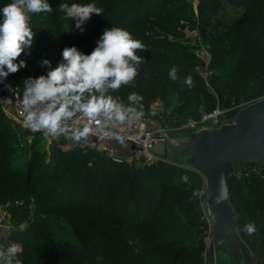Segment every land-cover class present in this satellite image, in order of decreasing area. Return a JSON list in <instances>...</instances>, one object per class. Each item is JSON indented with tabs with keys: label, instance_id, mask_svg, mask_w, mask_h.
<instances>
[{
	"label": "trees",
	"instance_id": "trees-1",
	"mask_svg": "<svg viewBox=\"0 0 264 264\" xmlns=\"http://www.w3.org/2000/svg\"><path fill=\"white\" fill-rule=\"evenodd\" d=\"M224 1L242 10L230 24L221 18ZM9 2L0 0V7ZM61 2L50 0L53 13L32 15L35 43L17 58L27 66L7 77L10 85L23 89L28 76L45 73L44 59L53 67L61 62L65 47L90 53L104 29L118 26L146 48L136 50L143 58L137 77L112 94L125 103L131 92L142 95L145 116L164 129L190 133L194 130L185 131L186 124L201 117L200 108L213 112L219 103L222 110H242L264 96V0H197V13L190 0H95L103 14H93L83 32L56 9ZM183 26L199 27L212 47L209 69L214 74L208 83L218 98L196 73L200 61L192 49L181 44ZM173 66L176 80L168 76ZM188 75L191 88L183 83ZM173 92L177 103L169 115L151 110L159 101L171 108ZM16 128L23 132L19 138ZM28 135L34 142L26 150L20 143ZM42 140L0 114V202H10L16 226L8 241L20 245L17 256L24 264H205L209 230L200 206L205 201L200 174L167 161L116 164L93 148L63 150L66 142H52L48 155L39 149ZM11 148L30 153L24 169L16 164L19 159L7 157ZM183 175L188 182L181 181ZM227 185L239 234L254 264H264V167L233 165ZM250 221L257 227L252 235L244 231Z\"/></svg>",
	"mask_w": 264,
	"mask_h": 264
},
{
	"label": "clouds",
	"instance_id": "clouds-1",
	"mask_svg": "<svg viewBox=\"0 0 264 264\" xmlns=\"http://www.w3.org/2000/svg\"><path fill=\"white\" fill-rule=\"evenodd\" d=\"M56 9L63 12L66 19L75 21V28L81 32L86 31L83 26L93 14H103L95 0L88 3L63 0ZM37 13H53L50 0H11L0 7V84L10 74L27 66L26 60L17 58L35 43L31 20ZM67 27V31L71 30L70 25ZM145 48L144 43L127 29L112 26L104 29L90 53L73 45L62 50L63 59L54 67L50 60L44 59L43 64L48 66L45 73L23 80V93L18 100L23 125L52 138L70 132L73 143L95 134L124 145L125 137L114 131L113 125L140 121L145 116L140 103L143 96L131 92L127 96L130 103H125L112 93L137 77L138 64L143 58L136 50ZM168 76L176 80L177 67H171ZM183 83L191 88L192 76L188 75ZM181 181L188 182L189 176L183 175ZM193 196L198 197L196 190ZM206 204L207 201H201V208ZM244 231L249 235L256 233L255 222H247ZM20 252L18 243L0 249V264H24L17 256Z\"/></svg>",
	"mask_w": 264,
	"mask_h": 264
},
{
	"label": "water",
	"instance_id": "water-1",
	"mask_svg": "<svg viewBox=\"0 0 264 264\" xmlns=\"http://www.w3.org/2000/svg\"><path fill=\"white\" fill-rule=\"evenodd\" d=\"M186 135L183 141L165 140L183 167L205 180L206 214L212 220L207 264H254L237 228L227 174L233 165L264 167V99L237 112L229 124Z\"/></svg>",
	"mask_w": 264,
	"mask_h": 264
},
{
	"label": "rangeland",
	"instance_id": "rangeland-1",
	"mask_svg": "<svg viewBox=\"0 0 264 264\" xmlns=\"http://www.w3.org/2000/svg\"><path fill=\"white\" fill-rule=\"evenodd\" d=\"M190 1L194 7L195 12L197 13L198 12L197 0H190ZM223 5H224V8H223V11L221 14V16H222L221 18H222V20H225L228 24H230L231 21H233L236 18V16L240 15L242 10H239V9H236V8L230 6L229 3H227L226 1H224ZM180 30L182 32L181 36H179V38L181 40V44L184 47H190V49H192V52L194 53V55L197 57L198 61H200V66L196 69V73L205 80L206 87L212 92L213 96L218 98V94L215 92L214 88H211L209 86V83H208L210 81V79L212 78L214 73L212 71H210V69H209L210 64H208V65L204 64V63H206V60L209 61V63L211 61L210 50L212 49V47L210 45H208L207 42H205V40L201 37L199 27L195 28V30H192L191 28L183 26L182 28H180ZM220 30H221V27H219V31ZM209 33H210V31H209ZM263 98H264V96H262L258 100H261ZM258 100H256V101H258ZM168 101L171 105V108H166L165 105L163 104V102L159 101L152 106L151 110L153 112H155L156 114L161 115L162 117H164L165 114L169 115V113L172 112L173 106L175 107V105L177 103L175 92L172 93V96L169 97ZM216 107L222 108L221 104H219V103H217ZM240 108L241 107H239V106H235L231 110H225L227 113L223 118L217 120V122L208 123V125H206L202 128H214V129H216V128L220 127L221 125L229 124L231 122V118H232L231 115L237 113L240 110ZM11 110L12 109L9 108V111H11ZM199 112H200V114H202V113L204 114V112H205L204 108L203 107L200 108ZM208 113H211V112H208ZM142 120L149 122L153 126L164 128V127H162L161 122L154 120L151 117L144 116L142 118ZM16 125L17 124L15 123V126ZM166 129H167L166 131L168 133V136L170 138L174 139L175 141L187 140V135L184 131H182V129L177 130V131H173L172 129L170 131V129H168V128H166ZM199 129H201V128H199ZM186 130L187 129H185V131ZM14 131L17 133L18 138L23 133L18 128H16ZM33 142H34L33 136L28 135V136H25L22 138V142L20 144L25 146L26 150H29L30 145H32ZM15 144H16V140H14V145ZM51 144L52 143H49V142H46L45 140H42L40 145H39V149L41 150V152H48V155H49L50 150H51V146H52ZM88 144H90L88 141H84V142H81L79 144H74V145L67 144V146L65 144L62 149L67 151V150H69V148L76 146V145L80 146L82 148H86V149H91V148L96 149V148L92 147V145L88 146ZM7 157H9L11 160H16V159L18 160L19 159L17 161L18 163H16V164H18L20 167H22V169H24L26 163L29 160L30 153L20 154V151H18V152L14 151L13 152V150L11 148L9 153H7ZM154 157L160 158L162 161H167V162L172 163V164L176 163L178 166L183 167L180 159L175 155L174 151L168 145L167 142L160 141L156 144ZM45 161L47 164L49 162V158L47 157V159ZM128 163L133 164V165L134 164L139 165V166H145L146 165L145 163H137V162H133V161L128 162ZM204 197H205V195H204ZM205 201H206V197H205ZM9 206H10V202H0V220L2 223L1 226H3L6 229V231L4 232V236L6 239H7L6 235L10 236V234L13 232V230L15 229V226H16V224L11 219V215L9 213ZM203 210L205 212V222H206V224L208 226V230H209V237H207L205 240V242L207 244L206 247H208L209 239H210V235H211L212 220L210 218H208V216L206 214V206L203 207ZM25 227H26V223L18 226V229L23 230ZM4 241L5 240H2V245H5L6 243L8 245H11V243L8 240H6L5 243H4ZM4 248H7V247L5 246ZM206 251H207V248H206ZM207 261H208L207 260V254L205 253V264H207Z\"/></svg>",
	"mask_w": 264,
	"mask_h": 264
},
{
	"label": "built area",
	"instance_id": "built-area-1",
	"mask_svg": "<svg viewBox=\"0 0 264 264\" xmlns=\"http://www.w3.org/2000/svg\"><path fill=\"white\" fill-rule=\"evenodd\" d=\"M205 65L209 64V61L206 60ZM23 89L20 86H12L7 81L3 84H0V114H4L7 119L15 122L18 126L27 130L33 135H39L44 138L46 142H66V144H79L73 143L71 139V134L66 133L57 138H52L51 136H44L42 132H32L30 129L26 128L23 125V117L21 115V108L18 104V100L21 98ZM9 108L12 110L9 111ZM226 111L220 108H217L211 113H204L199 119H191L187 122L185 129L188 130H197L202 128L208 123L217 122V120L223 118L226 115ZM113 130L118 131L125 137L124 145H121L115 139L102 138L95 134H90L89 137L84 141H88L92 147L96 148L100 152H105L112 158L113 162L116 164H122L125 162H137L145 163L150 165L156 162L162 161L160 158L154 157V152L156 144L160 141L166 142L165 137L168 136L166 129L153 126L145 120H140L134 124H114ZM81 143V142H80ZM112 144H118L123 148H131L133 151L127 157H121L117 155L116 149L112 147ZM0 220V249H6L8 247L7 243L2 245V240H8L4 236L6 229L1 226ZM4 241V243H5ZM7 258V257H6Z\"/></svg>",
	"mask_w": 264,
	"mask_h": 264
},
{
	"label": "crops",
	"instance_id": "crops-1",
	"mask_svg": "<svg viewBox=\"0 0 264 264\" xmlns=\"http://www.w3.org/2000/svg\"><path fill=\"white\" fill-rule=\"evenodd\" d=\"M112 147L116 149L117 155H119L121 157H127L133 151L129 147L128 148H123V147L119 146L118 144H112Z\"/></svg>",
	"mask_w": 264,
	"mask_h": 264
}]
</instances>
